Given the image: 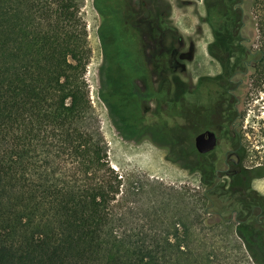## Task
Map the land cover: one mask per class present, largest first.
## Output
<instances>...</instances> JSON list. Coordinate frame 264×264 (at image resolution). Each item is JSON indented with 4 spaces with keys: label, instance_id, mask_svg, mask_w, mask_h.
<instances>
[{
    "label": "trees",
    "instance_id": "16d2710c",
    "mask_svg": "<svg viewBox=\"0 0 264 264\" xmlns=\"http://www.w3.org/2000/svg\"><path fill=\"white\" fill-rule=\"evenodd\" d=\"M81 3L0 0V264H214L230 251L215 246L217 234L234 235L236 247L264 264V229L248 212L259 205L264 214V196L251 186L264 176V158L254 154L263 161L247 165L242 145L241 171L225 183H216L214 163L197 153L192 168L204 184L192 193L198 229L178 219L180 228L121 226L114 208L122 176L110 165L89 96L92 51ZM222 6L219 15L236 24V12ZM253 7L262 56L252 81L264 88V0Z\"/></svg>",
    "mask_w": 264,
    "mask_h": 264
},
{
    "label": "rangeland",
    "instance_id": "374dc122",
    "mask_svg": "<svg viewBox=\"0 0 264 264\" xmlns=\"http://www.w3.org/2000/svg\"><path fill=\"white\" fill-rule=\"evenodd\" d=\"M236 1L151 0L152 13L156 5L167 13L163 16L162 32L159 30L150 39H140L141 59L134 31L120 18L121 3L82 0L80 13L92 51L85 77L92 107L107 142L110 165L122 176L123 185L114 211L121 216L124 228H180L173 223L177 219L199 227L194 219L192 193H199L204 184L200 171L192 168L197 167L198 155L193 145L194 133L190 126L181 125L184 120L179 114L175 92L178 85L188 89L198 78L219 76L221 61L214 53L228 56L231 62L239 58L240 62L251 57L248 49L254 52L261 48L254 0H242L234 10L232 4ZM225 3L236 12L239 18L236 24L230 16H221L216 11L223 10ZM128 8L136 12L140 9L135 4ZM146 13L142 7L131 18L145 32L148 23L142 19ZM212 21L218 22L213 25ZM151 24L154 30L159 29L155 28L156 22ZM238 28L241 39L249 38L244 46L234 34ZM217 36L224 40L216 41ZM259 56L257 51L254 58ZM143 63L147 66L144 73L141 72ZM139 72L142 80L137 84L144 88L148 80L151 86L144 101H137L138 93L131 82ZM252 74L253 66L249 65L233 76L234 80H240L234 95L239 99L237 131L248 153L247 165L263 161L254 154L264 158V88L253 84ZM161 79L166 80L167 92L154 93ZM180 110L186 116L196 115L194 108L181 106ZM139 119L143 122L140 129ZM144 125L148 126L147 130ZM161 132L166 133L163 138ZM237 142V138H230L229 132L221 135L217 147L200 157L202 163L212 161L215 167L223 169L225 151L233 149ZM167 155L176 161L168 159ZM139 182H145L142 189L137 188ZM251 186L264 196V176L253 179ZM183 193L191 196L182 200L180 194ZM167 201L176 206H165ZM185 202L189 204L187 207H184ZM214 240H217L215 246L228 245L230 250L219 255L220 262L214 264H255L243 246L234 245L240 244L239 240H234V235L217 234ZM192 241L196 243L195 239Z\"/></svg>",
    "mask_w": 264,
    "mask_h": 264
},
{
    "label": "flooded vegetation",
    "instance_id": "af4514ba",
    "mask_svg": "<svg viewBox=\"0 0 264 264\" xmlns=\"http://www.w3.org/2000/svg\"><path fill=\"white\" fill-rule=\"evenodd\" d=\"M117 1V0H116ZM121 3V10L119 12L120 18L123 20L125 25H128L131 30L134 31L137 42H138V49L142 59V51L140 46V39H150L151 35L155 36L154 34L157 33L159 30L163 31V16L167 13L166 11L163 12L162 9L157 8L155 6V12H151V0H118ZM242 0H238L232 4V8L236 10L239 7V3ZM135 4L140 9L137 10H129V6ZM142 7L146 10V15L143 16L142 21H146L148 23L147 32L143 31L137 23L131 20L132 15L138 14ZM131 12V13H130ZM156 22V27L159 28L158 30H154L152 27L151 22ZM240 39L238 43L241 45H245V43L249 40L248 37L241 39V32L240 28L234 32ZM245 41V42H244ZM145 43V42H144ZM149 48V47H148ZM143 52L146 54V47L143 46ZM259 52L260 56L258 58H254V55ZM163 54V53H161ZM247 54L251 57L249 59H243L239 62V58H236L233 62L228 61L216 57L221 62L220 64V72L219 76L216 78H203V79H196L195 83L191 84L189 88H185L183 85H178L176 88L175 96L178 102V109L179 114L183 117L184 123L181 125H188L191 127L192 133H194V137L197 134L206 131H213L217 138V143L214 149L217 147L219 139L221 135L226 134L229 132L230 138H237L238 142L233 149L226 150L224 153V157L222 163L224 168L215 167V175H216V183L222 182L225 183L226 180H231V177L238 174L241 171V164H240V152L239 148L241 147V139L240 135L237 131V127L239 122L237 118L239 117V113L237 111V104L239 99L234 95V89L237 84L240 83V80L236 81L233 79V76L237 73L243 72V68H247L249 65H252L253 68L256 65L257 61L262 56L261 49L252 52L251 50H247ZM229 59V58H228ZM231 63H234V71H231ZM142 73H144L146 69V65L143 63ZM139 72L132 78V84L136 88L138 96L137 101H144L147 99V95L151 91L150 81H145V87L141 88L137 84L139 80H142V73ZM206 75V74H205ZM158 89H154L155 92H167L166 89V80L162 82H158ZM190 96V97H189ZM181 106L182 107H190L194 108L196 111V115L194 117L186 116L181 114ZM232 108L234 109V115L232 114ZM140 117V116H139ZM237 122V125H236ZM141 120L137 122V126L141 125ZM147 125H144V128L147 130ZM141 127H139L140 129ZM193 145H194V138H193ZM195 148V147H194ZM213 149V150H214ZM196 150V149H195ZM213 150L204 153L208 154ZM200 154V153H199ZM202 154V155H204ZM261 178V177H259ZM257 179V178H254ZM253 180V179H252ZM251 180V181H252ZM254 189V188H253ZM257 209V210H256ZM249 216H253L256 222L262 226L264 229V214L262 213V207L259 205L252 206L248 209ZM230 213L236 214L237 210H231Z\"/></svg>",
    "mask_w": 264,
    "mask_h": 264
},
{
    "label": "water",
    "instance_id": "95a60500",
    "mask_svg": "<svg viewBox=\"0 0 264 264\" xmlns=\"http://www.w3.org/2000/svg\"><path fill=\"white\" fill-rule=\"evenodd\" d=\"M216 143L217 138L213 131L202 132L194 137V147L200 154H204L213 150L216 146Z\"/></svg>",
    "mask_w": 264,
    "mask_h": 264
}]
</instances>
